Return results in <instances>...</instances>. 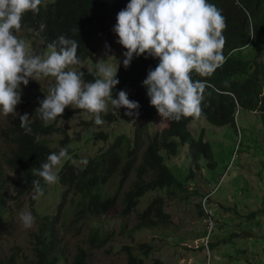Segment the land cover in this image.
<instances>
[{
  "label": "trees",
  "instance_id": "16d2710c",
  "mask_svg": "<svg viewBox=\"0 0 264 264\" xmlns=\"http://www.w3.org/2000/svg\"><path fill=\"white\" fill-rule=\"evenodd\" d=\"M128 2L129 0L42 1L38 13L29 11L23 15L21 30H26L28 39L38 37L46 48H50L49 45L56 42L60 35L74 39L79 44L77 56L79 64H82L95 56L97 41L110 36L111 29L116 24L117 13ZM208 2L214 4L225 18L226 27L222 34L225 37L223 54L226 59L210 76L201 77L195 72L191 74L194 81H203L205 85L199 117L170 120L169 130L158 133L155 137L149 136L151 142L146 149H143V127H140L135 145L126 136H120L107 152L81 166L73 163L78 158L75 150L67 148L71 159L58 175L59 182L66 190L62 194L63 200L56 216H38V229L31 234L34 259L23 260L22 248L19 247L9 260H0V264H67L60 223L70 197L76 213L70 226L79 230L86 221L100 218L116 208L120 193L116 192L115 195L109 192L111 180L120 174L125 183L136 172L138 181L123 199V215L126 217L135 212L141 200L151 192H187V183L193 175L189 173L181 176L168 163L170 157L180 154L182 147H189V152L197 161L209 160L208 165L214 167L213 145L205 141V132L200 138H195L191 129L195 121L205 119L213 126H232L239 132V119L243 113H261L264 118V0ZM41 24L46 25L43 31H40ZM253 32L256 33L255 39L250 36ZM56 49L59 50L58 43ZM157 63L158 59L152 57L134 56L129 67L125 68L122 64L118 70L116 78L119 84L113 89V98L117 97L120 90L126 91L130 100L139 103L138 119L150 121L159 116L157 109L150 105V98L142 84L149 68L154 69ZM95 72H83V81H94L97 78ZM118 111L126 112L127 109L120 108ZM77 112H80L79 109L71 110L68 116ZM25 113L29 114L32 132L30 135L25 134L18 117L8 131L16 148L6 158L9 167L19 172L20 180L14 183V191L19 197L35 193L32 181L39 177L33 175V169L39 168L49 154L56 152L46 139L61 130L56 121L51 124L40 119L36 112ZM108 117L113 120L117 115L109 112ZM97 137L109 140L108 134L102 133ZM68 143V140L64 142L65 145ZM8 185L9 179L0 166V224L8 213ZM41 186L44 189L43 196H46L49 185L41 180ZM33 200L36 202L37 199ZM202 214L205 215L204 211ZM169 219L170 216L164 210V198L159 196L141 214L140 223L134 231L142 228L156 229ZM111 239L112 234H103L96 227L91 231L87 242L94 250L103 248ZM211 247L213 245L209 244V248ZM139 248L144 250L145 257L150 256V246L144 244ZM123 250L126 251L128 264H145L144 258L135 255L133 247L127 246ZM71 264H89L88 250L82 246L77 247ZM153 264L165 263L157 259Z\"/></svg>",
  "mask_w": 264,
  "mask_h": 264
},
{
  "label": "rangeland",
  "instance_id": "374dc122",
  "mask_svg": "<svg viewBox=\"0 0 264 264\" xmlns=\"http://www.w3.org/2000/svg\"><path fill=\"white\" fill-rule=\"evenodd\" d=\"M15 34L25 42L26 49L31 53L43 54L52 50L43 48L37 38L26 40L25 32ZM117 39L115 33L113 37H105L98 42L94 60H89L86 66L70 65L67 70L79 72L82 68L94 72L96 62L104 59L118 73L124 56L123 47L116 42ZM106 43L110 51L106 50ZM30 81V85L21 86V95L29 99V105L21 101L16 106V112L20 115L26 109H37L39 101L48 95L50 86L55 82L50 76ZM74 109L68 106L57 117L55 121L62 131L49 137L48 141L60 151L66 148L62 142L69 139L67 146L73 143L71 148L79 153V160H74L77 164L108 151L121 135L135 139L139 126L144 127L147 139L149 134L157 135L169 126L168 121L161 116L151 121L138 118L133 121L125 112L113 109L110 101L107 113L101 114L104 121L102 125L95 124L94 116L84 110L68 117ZM109 112L115 113L118 120L109 119ZM17 117L19 115H0V164H5L6 158L16 148L8 131ZM261 117L260 113H243L239 119V132L232 126H213L206 120L192 125L194 136L199 137L205 132V140L213 145L215 164L211 168L208 165L210 161L203 159L197 169L196 162L188 154L170 157L168 163L174 170L196 172L187 183V192H151L141 200L135 212L124 217L123 199L138 181V176L134 172L124 183L118 174L108 186L109 192L120 193L116 208L100 218L86 221L79 230L70 226L76 218L70 197L60 223L67 264L72 263L79 246L88 250L89 264H128L126 251L123 250L127 246L133 247L135 255L144 258L145 264H153L157 259L165 264H264V120ZM102 133L109 134V140L96 138ZM68 160L62 162L67 163ZM63 166L62 163L57 166L58 175ZM7 172L11 181L18 179V174L9 167ZM9 189L12 192L11 184ZM65 190L58 181L49 185L47 196H40L34 203L32 196L35 193L23 197L10 194L9 213L0 224V260H9L17 247L22 248L23 260L34 259L31 234L38 229V216H56ZM159 196L164 198V210L170 216L169 221L156 229L134 231L140 223L141 214ZM22 210L30 211L34 217L31 228L23 227L19 218ZM96 227L103 234H112V239L103 248L93 250L87 241ZM208 235L213 245L210 249L207 247ZM144 244L151 247L148 258L143 255L144 250L139 248Z\"/></svg>",
  "mask_w": 264,
  "mask_h": 264
},
{
  "label": "clouds",
  "instance_id": "9594fccd",
  "mask_svg": "<svg viewBox=\"0 0 264 264\" xmlns=\"http://www.w3.org/2000/svg\"><path fill=\"white\" fill-rule=\"evenodd\" d=\"M42 1L51 3L55 0H0V115L5 117L19 115L20 127L24 129L26 135H30L32 129L29 114L25 113L27 111L31 113L36 111L40 119L53 124L57 117L64 113L65 108L71 106L76 108L74 110H84L93 115L95 124L102 125L104 121L101 114L107 113L110 101L113 109L117 112L120 108L127 109L125 115L132 117L135 121L139 116V103L130 100L128 93L124 90H120L117 97L113 98L112 92L115 86L119 84V80L116 78L117 69H114L111 64L106 63L104 59L96 62V72H94L97 78L87 83L82 78L83 72L87 71L82 70V68L79 72L67 70L70 65L86 66L89 60H94L93 58L98 52V42L104 38L97 41L95 56L82 64H79L80 61L77 56L78 42L67 38L65 35L57 37V41L49 45L50 48L44 47L41 40L36 37L40 40L43 48L52 49L49 53L34 54L26 49L25 42L18 38L15 33L25 32L24 38L26 40L36 39L26 37V30H21V20L26 12L38 13ZM45 27L46 25L41 24L40 31H43ZM225 27V18L221 11L214 4L209 3L208 0H129L126 7L117 13L116 24L111 29L110 36L107 37H113L115 33L118 37L116 42L123 47L122 51L125 49L123 51L124 58L122 59L124 67L130 66L134 56L145 55V58L158 59L155 68H149L142 84L146 88L147 96L150 98V105L157 109L161 118L168 121L169 126L162 133L170 129V120L179 121L184 117H199L201 114V102L205 85L203 81H194L191 74L195 72L201 77H207L224 63L226 59L223 54L225 37L222 33ZM255 35V32L250 34L253 39H255ZM57 43L59 44V50L56 49ZM105 48L110 51V46L107 43ZM105 54L107 55V52ZM94 72L88 73L93 74ZM49 76L53 77L55 82L50 86L48 95L39 101L40 106L37 109H26L22 115L17 113L16 106L21 101L29 105V99L21 95V86L30 85V79L37 80L38 77L46 78ZM261 118L264 119L263 116ZM114 120H118V116ZM201 120L205 119L197 120L194 123ZM140 127L143 126L137 128L135 139L127 135L121 136H126L130 139L132 145H135ZM142 129L143 138L141 141L144 144V149L147 148L151 140L149 137L148 139L145 138L144 127ZM61 131L54 132L46 139L51 148L57 153L49 154L46 161L42 162L39 168L33 169V175L39 177V179L32 181L35 192L32 199L44 195L41 180L46 185L56 184L59 181L56 171L57 166L61 163L65 166L66 162L63 163L62 161L71 159L67 148L72 149L71 145L73 143L69 146L64 144L67 140L69 142V139L62 142L66 148H62L60 151L55 149L48 141L49 137ZM155 136L153 135V137ZM96 138L100 139L97 136ZM195 138H200V136H195ZM179 151L180 156L183 155L181 152H186L185 154H188V157H193L196 168H200V161L203 159L197 161L194 155L189 152V147L184 146ZM75 155L78 156L75 159L79 160V153L75 152ZM7 159L5 164H0V166L4 168L9 179V185L11 184L13 188L11 192L8 185V203L10 205L11 193L15 194V197H19L14 191V183L20 180V175L17 170L12 169L18 174V179L15 181L10 180L7 172V167H9L6 162ZM83 163L86 164L87 161L74 164L81 166ZM176 172L181 176L189 175L187 171L178 172L177 170ZM192 172L190 174L195 176L196 172L194 170ZM113 194L116 195V193ZM62 200L63 196L61 203ZM207 202L205 201L204 205ZM206 216H208V213H206ZM19 218L24 228L27 229L33 226L34 217L30 211L22 210L19 213ZM209 240H211V236L208 235V248Z\"/></svg>",
  "mask_w": 264,
  "mask_h": 264
}]
</instances>
